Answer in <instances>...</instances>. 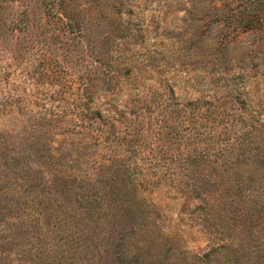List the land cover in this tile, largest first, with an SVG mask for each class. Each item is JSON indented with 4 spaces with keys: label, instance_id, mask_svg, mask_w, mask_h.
Wrapping results in <instances>:
<instances>
[{
    "label": "rangeland",
    "instance_id": "1",
    "mask_svg": "<svg viewBox=\"0 0 264 264\" xmlns=\"http://www.w3.org/2000/svg\"><path fill=\"white\" fill-rule=\"evenodd\" d=\"M85 85L99 141L70 122ZM230 237L264 264V0H0V264H199Z\"/></svg>",
    "mask_w": 264,
    "mask_h": 264
},
{
    "label": "trees",
    "instance_id": "2",
    "mask_svg": "<svg viewBox=\"0 0 264 264\" xmlns=\"http://www.w3.org/2000/svg\"><path fill=\"white\" fill-rule=\"evenodd\" d=\"M84 99H81L79 104L81 106H77L76 111V119L71 120L70 122H74L73 124L77 127L78 132L80 133V140L83 141H91V139H95L96 141H99V134L97 133L98 129L94 128L93 121H96L97 118H99L100 115H102V112L100 110L94 111L92 108V105L86 107L87 102H89L92 98L93 91L91 90L88 85L84 86ZM115 163V169L114 175H111L109 177V182H106V186H110V188L115 186V189H119L122 192L121 199H123V203L128 211L131 213L137 214L138 212H142V209L140 208V204L138 202V198L140 195V189H139V182L138 179L131 176V168L126 165V162L124 159L119 158ZM104 167V164L102 162L99 163L98 167ZM74 178L79 180V186L84 188L86 192L83 193V200L81 203V206L88 211H96L98 208L103 206L104 200L106 199L105 196H107V193L101 191L100 189L96 190V184H92V179L87 177H81L78 175H72ZM73 178V177H72ZM238 179H230L226 183V190L231 193L238 195L240 193V189L242 188L240 183L237 182ZM113 190H111L112 192ZM143 226V225H142ZM140 229L139 231L125 233L126 235L134 233H141ZM226 243H223L219 247L212 246V248L205 254L202 255V257H196V262H199V264H233V260L235 261L238 259L240 261L239 253L241 249L247 250L248 248L245 247V244L242 245H236L232 241V238H226ZM129 240H124L121 243H118L117 248H119L118 255L116 257L119 261L122 262H128L131 263L134 261L137 257V255H131L132 252L142 251L145 249H148L150 246L154 244L153 241H137L133 244L130 243ZM70 249H83L84 246H78L76 243L72 244L69 243ZM66 262L74 263L73 260H71L70 256H62Z\"/></svg>",
    "mask_w": 264,
    "mask_h": 264
}]
</instances>
